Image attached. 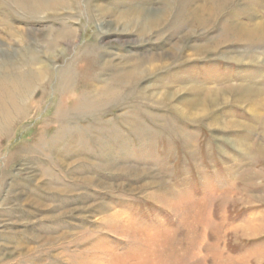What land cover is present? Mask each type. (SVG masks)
Instances as JSON below:
<instances>
[{
	"label": "rangeland",
	"instance_id": "obj_1",
	"mask_svg": "<svg viewBox=\"0 0 264 264\" xmlns=\"http://www.w3.org/2000/svg\"><path fill=\"white\" fill-rule=\"evenodd\" d=\"M260 30L264 0H0V264H264Z\"/></svg>",
	"mask_w": 264,
	"mask_h": 264
},
{
	"label": "bare ground",
	"instance_id": "obj_2",
	"mask_svg": "<svg viewBox=\"0 0 264 264\" xmlns=\"http://www.w3.org/2000/svg\"><path fill=\"white\" fill-rule=\"evenodd\" d=\"M220 1V0H219ZM217 3H218V1H217ZM29 11V10H28ZM154 21V20H153ZM149 22V21H148ZM154 22H157V20L156 21H154ZM152 23V22H151ZM262 37H264V32L263 31H259L258 32V34H252V35H249V39L248 40H254L255 38L256 39H262ZM42 75V74H41ZM19 80V79H18ZM8 81V80H7ZM6 81V82H7ZM20 81V80H19ZM29 81V80H28ZM28 88V87H27ZM237 90V89H236ZM242 89H240V91H241ZM242 92V91H241ZM223 93V92H222ZM231 94H233L234 95V99H244L243 97H242V94L240 93V95H241V97L240 98H237V96H236V93H233L232 91L230 92ZM243 93H245L243 96H245V97H248V98H251L252 96H255V97H257L258 95H259V93H258V91H255L254 89H243ZM207 94V93H206ZM224 94V93H223ZM3 95H4V93H3ZM225 96V95H224ZM224 96H221V95H218V93H213V94H211L209 97H208V101H207V104H210V103H216V102H218V100L219 99H228L227 97H224ZM260 96V95H259ZM252 100V99H251ZM2 104V103H1ZM207 104L203 107V109H202V107H201V109L202 110H204L203 111V113H205L206 111V106H207ZM4 106V105H3ZM210 106V105H209ZM13 109V108H12ZM14 110V109H13ZM187 114H189V113H187ZM194 114V113H193ZM201 114V113H200ZM190 115V114H189ZM190 116H192V115H190ZM3 128V127H2Z\"/></svg>",
	"mask_w": 264,
	"mask_h": 264
}]
</instances>
